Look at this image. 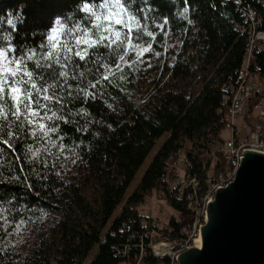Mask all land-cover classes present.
<instances>
[{"label":"trees","instance_id":"1","mask_svg":"<svg viewBox=\"0 0 264 264\" xmlns=\"http://www.w3.org/2000/svg\"><path fill=\"white\" fill-rule=\"evenodd\" d=\"M103 2L0 0V48L15 49L9 58L34 50L41 64H51L36 68L34 61H27L37 84L55 83L47 94L59 98L47 101L34 92L39 105L32 107H39L44 118L21 115L17 120L6 90L7 120L0 118V264H87L91 259V264H119L125 258L114 248L139 241L132 234L141 228L146 197L157 194L172 208L185 210L166 171L169 156L185 148L192 172L203 182L211 170L213 174L226 170L224 161H204L202 154L224 129L221 95L227 83L237 81L242 64L245 39L236 29L243 21L240 8L259 11L264 28L263 2L121 0L127 15L136 18L131 39L137 49L124 44L106 47L111 42L106 40L89 49L85 60L75 56L74 46L67 54L70 60L59 52L60 64L41 59L54 51L48 37L58 27L57 19L65 31L78 27L77 35L89 29L98 36L95 17L82 9L87 3L106 13L99 8ZM116 28L128 32L121 25ZM65 38L73 45L70 37ZM234 38L233 50L223 54ZM149 45L150 50L142 52ZM252 70L264 71V51L257 53ZM61 71L67 77L59 76ZM195 93L188 113L127 195L157 140ZM52 113L56 116L47 119ZM119 206L122 211L115 215Z\"/></svg>","mask_w":264,"mask_h":264},{"label":"built area","instance_id":"2","mask_svg":"<svg viewBox=\"0 0 264 264\" xmlns=\"http://www.w3.org/2000/svg\"><path fill=\"white\" fill-rule=\"evenodd\" d=\"M261 1L264 4V0ZM240 11L243 21L236 23V29L245 39L242 64L237 71V81L224 86L220 100L224 124L221 132L227 131L229 137L220 136V144L209 158L224 161L226 170L216 174L211 170L203 182L192 172L193 162L185 154V148L169 156L165 162L166 171L177 179L175 193L184 200L185 210H176L164 202L160 205V215L143 214L141 228L132 234L139 241L114 248L117 256L125 258L119 264H179V254L201 240L202 228L208 219V204L215 199L219 188L235 178L244 152L264 153V71L252 70L257 53L264 51L263 17L249 6H242ZM205 153L202 154L204 161L207 160ZM149 198H145V206H149ZM151 257L156 262H150Z\"/></svg>","mask_w":264,"mask_h":264},{"label":"water","instance_id":"3","mask_svg":"<svg viewBox=\"0 0 264 264\" xmlns=\"http://www.w3.org/2000/svg\"><path fill=\"white\" fill-rule=\"evenodd\" d=\"M207 217L201 240L179 254V264H264V153L244 152L235 178L208 204Z\"/></svg>","mask_w":264,"mask_h":264},{"label":"snow or ice","instance_id":"4","mask_svg":"<svg viewBox=\"0 0 264 264\" xmlns=\"http://www.w3.org/2000/svg\"><path fill=\"white\" fill-rule=\"evenodd\" d=\"M113 7L118 8L119 11H113ZM100 9H106L105 12L98 13L94 10L92 5L84 4L83 11L86 13H91L92 16L95 17L97 23L93 25V27L97 30H101L98 36H93L91 30L85 29L83 34L77 35L76 33L80 32V29L77 27L76 29H67L64 30V27L59 19L55 21V24L58 27H53L51 29V33L48 37V40L51 44L52 49L47 53H45L41 59L53 61L54 63L60 64L59 52L63 50L65 52V58L70 60L71 56L67 55L68 53L73 52V46L75 47V56L80 60H85L88 56L89 49L95 48L99 45H105L106 40H110L111 42L106 47H111L113 44L120 46V44H124L126 49L135 50L139 46L134 45L131 39L132 29V21H135V17L132 15H128L127 19L124 18V14L127 13V8L121 3V0H115V3L110 6L109 0H104L103 3L99 5ZM101 21H106V26L101 23ZM12 23V21H8ZM116 25H121L122 28H127V33H122L119 29L116 28ZM140 24L136 23V30L139 32ZM108 32L109 35L105 36L103 33ZM147 35L151 36L152 33H147ZM122 36L124 37L122 39ZM65 37H70L73 41V45L69 44V39ZM120 42L119 44L117 42ZM81 45H85L86 47L81 48ZM149 47H145L142 49V52H148L150 50ZM9 51L15 52V49L11 48H0V118L7 120V112L3 110L4 104L7 103L5 100V94L7 90V96L12 101V115L16 117L17 120L20 119L21 115H29L32 117H40V108L34 109L32 107L33 103L39 105V100L33 98V93L37 96H42L44 100L52 101L53 99L59 100L55 95H48L49 88L55 89L56 84L51 85H38L37 78L33 71L28 70L27 61H34L36 68L42 67H51V64H41L40 60L36 59V52L33 50L31 52L25 53L19 58L12 56L9 58ZM127 51L125 55H127ZM121 60L124 59L123 56L120 57ZM62 68H67V64H62ZM119 67V65H117ZM68 73L66 71H61L59 76L67 77ZM83 76V73H81ZM107 77H105L106 79ZM39 79H43V77H39ZM95 87V85H93ZM87 95V93H86ZM21 107L23 111H21ZM40 107H47L46 105ZM46 115V114H45ZM56 116V113H52L51 116H47V119L51 120ZM44 117H40L43 119ZM32 120H29V123H32ZM41 130H45L46 126L44 124H39ZM2 130V129H0ZM51 131H55V129H51ZM9 135H12L9 133ZM4 144H8L7 140H3ZM10 147V145H9Z\"/></svg>","mask_w":264,"mask_h":264},{"label":"rangeland","instance_id":"5","mask_svg":"<svg viewBox=\"0 0 264 264\" xmlns=\"http://www.w3.org/2000/svg\"><path fill=\"white\" fill-rule=\"evenodd\" d=\"M110 3V6L113 5L115 3V0H112ZM113 11H119L118 8L113 7ZM128 15L127 13L124 14V18L127 19ZM235 41L236 38H234L230 43H228V45L224 48L223 54H225L227 51V53H230L233 48L235 47ZM222 59H219L217 63H221ZM216 70V69H214ZM197 94H192L191 99L183 106V108L181 109L180 113L178 114L177 118L173 121V123L171 124V126L167 129V131L165 132V134L159 138L157 140L156 145L154 146V148L152 149L151 153L149 154V156L147 157V159L145 160L144 164L141 166L139 172L137 173L135 179L133 180V182L131 183L128 191H127V195L129 193H132L134 191V189L136 188V186L138 185V183L140 182V180L142 179L146 169L148 168V165L150 164V162L152 161V159L154 158V156L157 154L158 150L161 148V146L163 145V143L166 141V139L170 136L171 132L176 128V126L179 124L180 120L183 118L184 115H186L190 109L191 106V102L194 101V99L196 98ZM220 136L224 137V138H228L229 134L227 131H223L221 132V135H219V137L214 141V143L211 146V149L209 152L205 153V158H207V160L212 156L211 154L214 153V151L216 150V146H219L220 142H219V138ZM190 142H187L186 145H189ZM171 179V184L175 185L177 179L175 176L171 175L170 176ZM164 201L161 200L157 194H155L154 196L149 198V206H145L143 205L141 207V213L144 215H148V216H156V215H160V205L163 204ZM122 211V207L119 206L117 208V210L115 211V215L120 214ZM98 249V245L95 246L91 256H93ZM89 263V262H88ZM87 263V264H88Z\"/></svg>","mask_w":264,"mask_h":264}]
</instances>
